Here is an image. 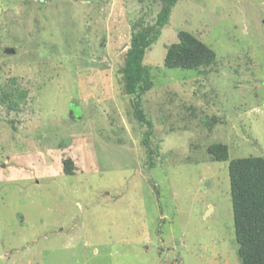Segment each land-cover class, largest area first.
I'll return each instance as SVG.
<instances>
[{"label":"rangeland","instance_id":"1","mask_svg":"<svg viewBox=\"0 0 264 264\" xmlns=\"http://www.w3.org/2000/svg\"><path fill=\"white\" fill-rule=\"evenodd\" d=\"M160 7L0 0V96L18 99L0 100V264H240L228 160L205 147L264 156V0H177L139 121L118 70ZM180 29L213 64L163 66Z\"/></svg>","mask_w":264,"mask_h":264},{"label":"trees","instance_id":"2","mask_svg":"<svg viewBox=\"0 0 264 264\" xmlns=\"http://www.w3.org/2000/svg\"><path fill=\"white\" fill-rule=\"evenodd\" d=\"M160 1L161 7L154 24L139 26L133 30L123 64L118 70L123 91L130 97L139 121L143 119L141 96L154 84L151 65L144 63V55L146 49L156 41L160 27L167 23L177 0ZM215 59L216 53L209 45L192 32L180 29L177 32V41L165 45L163 66L199 70L213 64ZM0 97L7 109L17 107L18 99L10 92H3ZM214 123H219L216 115L210 116L205 122L208 129ZM205 151L213 161L228 160L233 233L240 264H264V156L247 155L229 159L227 144L219 140L207 144ZM61 162L64 171L72 173L74 160L66 157Z\"/></svg>","mask_w":264,"mask_h":264},{"label":"water","instance_id":"3","mask_svg":"<svg viewBox=\"0 0 264 264\" xmlns=\"http://www.w3.org/2000/svg\"><path fill=\"white\" fill-rule=\"evenodd\" d=\"M13 51V50H12Z\"/></svg>","mask_w":264,"mask_h":264}]
</instances>
